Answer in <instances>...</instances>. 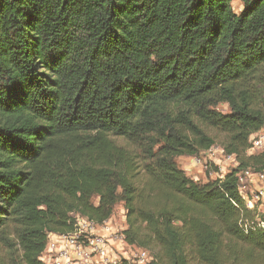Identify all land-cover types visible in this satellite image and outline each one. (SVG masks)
<instances>
[{
  "label": "trees",
  "instance_id": "obj_1",
  "mask_svg": "<svg viewBox=\"0 0 264 264\" xmlns=\"http://www.w3.org/2000/svg\"><path fill=\"white\" fill-rule=\"evenodd\" d=\"M232 1L0 0V264L119 204L147 264H264L237 185L264 172V0ZM216 145L223 179L178 167Z\"/></svg>",
  "mask_w": 264,
  "mask_h": 264
},
{
  "label": "built area",
  "instance_id": "obj_2",
  "mask_svg": "<svg viewBox=\"0 0 264 264\" xmlns=\"http://www.w3.org/2000/svg\"><path fill=\"white\" fill-rule=\"evenodd\" d=\"M249 143L248 154L260 151L264 147V128L253 133ZM208 157L209 160L203 168L207 170L213 165L215 169L209 175L215 179L224 178L230 162H233L234 168L237 166L234 157L226 156L220 147H211ZM250 180L263 182L264 172L253 173L248 169L240 171L237 174L239 192L241 188L247 189ZM243 198L248 210L255 209L256 205L264 200V186H257ZM257 225L264 229L263 221H258ZM243 229L246 230V225ZM133 248L125 243L121 230L112 228L108 220L102 224H93L84 218L76 217L73 233L48 236L46 249L40 259L44 264H147L148 253L141 249L131 252Z\"/></svg>",
  "mask_w": 264,
  "mask_h": 264
},
{
  "label": "rangeland",
  "instance_id": "obj_3",
  "mask_svg": "<svg viewBox=\"0 0 264 264\" xmlns=\"http://www.w3.org/2000/svg\"><path fill=\"white\" fill-rule=\"evenodd\" d=\"M232 8L235 12H239L241 9V4L239 0H233L232 1ZM217 109L222 112V113H227L228 108L225 105H219ZM214 147H220L219 145H216ZM208 151L201 153L199 156L196 157H181L176 160L178 167L183 170L185 175L197 182L204 183L207 180L210 179H215L209 175L210 172L214 171V167H208L207 170H205L204 164L205 162H208ZM218 159H221V157H218ZM198 162V163H197ZM233 162H230L227 165V171L232 170L233 167ZM248 187L247 189L241 188L240 192L243 194V196H246L247 194L249 195L251 191H253L254 188L257 186H264V181H255V180H250L248 181ZM255 213H256V218L257 220H263L264 219V200L256 205L255 208ZM124 218V219H123ZM124 221H125V216L122 210V205L119 204L115 207L113 216L108 220V224L112 228H116L117 230H123L125 229L124 226ZM140 250L137 247H134L131 252H135ZM148 254L149 252L146 251ZM129 254V252H128ZM126 264H132V263H126ZM133 264H136L135 262Z\"/></svg>",
  "mask_w": 264,
  "mask_h": 264
}]
</instances>
